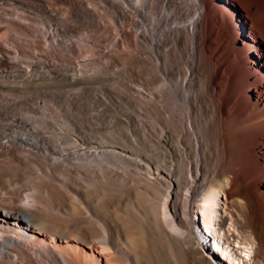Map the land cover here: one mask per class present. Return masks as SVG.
I'll list each match as a JSON object with an SVG mask.
<instances>
[{"label": "bare ground", "instance_id": "bare-ground-1", "mask_svg": "<svg viewBox=\"0 0 264 264\" xmlns=\"http://www.w3.org/2000/svg\"><path fill=\"white\" fill-rule=\"evenodd\" d=\"M158 2L156 12L151 0H0V110L21 99L23 85L42 68L68 85L81 80L82 66L73 57L72 34L80 32L74 17L92 19V34H114L97 39L104 56L121 62L133 43L144 44L149 49L144 56L156 70L152 83L140 71L126 77L127 98L153 108L151 158L123 145L91 149L72 132L51 134L44 125L25 132L0 123V264H199L191 255L193 247H203L193 208L221 254L231 256L224 241L238 237L228 230L218 233L216 227L224 230L233 223L242 243L256 252L246 263L264 264V0ZM106 5L115 16L112 24L103 17ZM142 11L150 24L140 20ZM209 26L216 41L210 39ZM224 27L232 35L229 50L219 53L222 32L228 31ZM43 39L51 48L44 58L22 62L21 50L30 42L41 46ZM61 87L52 83L45 88ZM118 91L109 88L108 95L124 98ZM90 166L113 185L135 183L144 201L135 218L143 227L150 218L149 239L137 236L142 232L134 231L133 220L103 226L97 233L93 224L76 225L78 201L89 197L80 180ZM57 198L67 199L71 211L54 209ZM229 261L235 264L236 257Z\"/></svg>", "mask_w": 264, "mask_h": 264}, {"label": "rangeland", "instance_id": "rangeland-1", "mask_svg": "<svg viewBox=\"0 0 264 264\" xmlns=\"http://www.w3.org/2000/svg\"><path fill=\"white\" fill-rule=\"evenodd\" d=\"M157 2H158V0H151V3H153V4L155 3L153 8H152V11H156V12L159 11V5H158L159 2L158 3ZM156 3H157V5H156ZM155 5H156V7H155ZM106 6L109 9L107 11L104 9L102 10V12L104 13L103 17L105 19V23L110 24L111 22L113 23V21L115 20V16H114V14H112L113 12H111V7L108 5H106ZM109 15L110 16L112 15V16L110 17ZM142 16H141L140 20L141 21L143 20L142 22L147 23L149 21V16L147 15V11H142ZM76 18L74 17L73 21L74 20H75L74 22L77 21L75 24H77L79 26L80 32H79V34H72L73 35V46H74L75 51H76V52H74L73 57L75 59V62L77 64L79 63L78 67L80 68L82 66L79 71H80V73L82 71L85 73V75H84V73L82 72L83 77H81V80L82 79L83 80L82 81L81 80H75L71 84L68 85L67 82H63V80L54 79V77L51 74H49V72L45 68H42L41 69L42 72H40L41 74H39L36 77V79H33V81L27 80L26 84L23 85L22 92L21 93L19 92L22 100L18 99L17 100L18 103L13 102V104L5 107V109H2L3 111L0 110V112H2V114H0V123H4L7 126L9 125L7 127V129L12 130L14 128V130H19V129L23 128V131L25 130V132H34V131L38 130L39 128H43L44 126H47L48 129L50 130L51 134H58V133H61L64 131L72 132L74 135H77L81 139L88 142L91 149H95V148L96 149H104V148L110 147L112 145H116V146L118 145L119 147L123 145V147L128 148V150H132L134 152H138V151L141 152V150H142L147 155L149 154L148 157L151 158L154 155V147L152 146L153 143L151 141V135H152V129H153V127H151V126H152L153 122L155 121L154 120L155 119L154 114L151 111L153 108H151V110H150V107H152V106L148 105L147 103H143V104L141 103V105L139 106L137 104L136 98H132V97H130L131 99L127 98L128 97L127 96V93H128V90H127L128 85L127 84H128L129 75H132L134 73V71L136 73L141 72L140 75H142L143 79H145V80L147 79L146 81H148V82L150 81V83H152L155 79L154 74H156V70L154 69L155 67L152 65V63H150V58L148 57L149 56L148 47H146V45H144V44H139L137 46L136 44L133 43V45H131L132 47L130 46L131 49L126 50L128 57L126 56V59H124V61L117 62L116 60H113L110 57L108 58V57L104 56L103 54H101L99 52V50H97V45H96V42L98 41L97 39L100 36L106 37L108 39L109 38L112 39L113 38L112 36H114V34H92L91 30L93 29L92 26H94L92 19L88 20L87 18H85L86 20L85 19L81 20L78 17H76ZM112 18H113V20H112ZM109 19H110V21H109ZM145 19H147V20H145ZM87 20H88V22H87ZM83 23L86 26L81 25ZM215 26H217L218 30L221 31L223 25L221 23H218ZM83 28H85V29H83ZM208 28H209V30L212 29L211 30L212 35H211L210 39L212 41H216L215 32H214L215 29L211 28L210 26ZM224 28H226V30H228V31L224 30L222 32V36H221L220 42L218 44L219 53L229 50L228 48L230 45V36L232 34H230L228 27H224ZM86 30H87V32H86ZM88 36H90V38ZM43 40H44V42H42L41 46L37 45L34 42H30L29 44H27V46H25L26 48H24L23 51L21 50V54L23 53L22 54L23 56H21V57H23V59L21 61L22 62L27 61L30 64V63H33L34 61H36V58L37 59L39 57L44 58L43 56L45 55V51H48L51 48L48 45V42L45 39H43ZM140 45H141V47H140ZM42 47H44V49ZM212 48L214 49L215 47L212 46ZM87 49H88V51H87ZM142 49H143V52H141ZM128 50H129L130 54L128 53ZM111 51H112V53L113 52L115 53L116 49L111 48ZM139 52L142 53V55ZM145 53L146 54L148 53L147 54L148 56L145 57L144 56V55H146ZM180 53H181V51H180ZM180 53L178 54L179 59H180V57L182 58V53L181 54ZM87 56H88V59H86ZM141 63H142V65H140ZM40 65L43 66L44 63L40 64ZM83 67H85V68H83ZM89 67H91V69ZM87 69H88V71H87ZM86 71H87V73H86ZM89 71H90V73H89ZM90 74H92V75H90ZM127 74H128V76H127ZM221 77H222V73L219 75V78H221ZM92 82L99 83L98 87L96 85L94 87H90L89 85H87V83H92ZM52 83H55L57 85L59 84L62 87L58 88L57 91H51L52 89L45 88V87H48V85L52 84ZM14 84H16V83H14ZM28 85H30V86H28ZM36 86H39L41 88V90H36V88H39ZM91 88H93V89H91ZM109 88L116 90V91L119 90L118 92L120 94L125 95L124 98L121 97L120 95L110 97V95H108L109 94L108 93ZM55 92H57L58 94L56 93V95H55ZM13 93L16 94V92H13ZM22 95H24V96H22ZM11 96L14 97V94H12ZM12 106H14V107H12ZM15 106H17V107H15ZM44 106H45V108L42 109V107H44ZM146 107L148 109H146ZM29 108H30V110H29ZM26 113L28 114L29 117L27 116ZM128 117H130V119ZM52 118H53V120H52ZM12 119H14V120H12ZM50 121H51V123H50ZM41 123H43V124H41ZM27 124H29V125H27ZM39 125H42V126L44 125V126L42 127ZM35 127H36V129H35ZM30 129H31V131H30ZM119 165H123V166L126 165L127 167L130 166V164H127V163H119ZM92 168H93V166L88 167V169H90L91 171L90 172L88 171L87 175L83 174L84 178L80 180L81 183H83L82 185L83 186L85 185L82 192L84 194H89V197L88 198L82 197V199H81V197H80V199L78 198L79 199L78 204L81 201L80 202L81 204H79L80 205L79 209H81V210L77 209V211L78 212L81 211V213L78 214L77 211H75L76 214H78L77 215L78 217L76 218V222H75L76 225L78 224V226L81 225L82 227H90V224H93L95 227L91 226L92 230H93V232L95 231V233H97L99 230L103 229L104 227L109 228V227L114 226L115 222H117V224L121 225L122 221H125V220L132 221L133 220L134 221L133 225L135 224L134 231L136 232L137 230H139L140 231L139 233H138V231L136 232L138 234H141V232H142L141 235H137V236L144 238V239H145V237H146V239H149V237L152 236V234H150L151 228L149 227V225L151 224V221L149 220L150 218L148 219V221L150 223L147 220L143 221V224L146 223V226H147V222H148L149 225L147 227H143V225L140 222H137L138 220H136V218H135L136 214H140L142 212V207H143L142 204H144L143 199L137 193L136 185H133L135 183H131L132 185H130L129 184L130 182L129 183L126 182L127 184L122 182L121 184H119L121 187L119 185H115V184H114L115 185L114 186L112 183H110L107 180L106 177L102 176V177H104L103 180H102L101 176L98 177L96 174H98V173L102 174V173L92 172V170H93ZM88 169L86 168V171ZM81 170L83 172H85L84 169L81 168ZM94 173L96 176H94ZM70 181L74 182L71 179H70ZM85 181H86V184H84ZM107 183H109V184H107ZM110 186H112L114 191L112 189H111V191H113V192L109 191ZM85 187H87V188H85ZM138 196L140 197V200H139ZM62 199H63V201H62ZM56 200L52 201L53 202L52 206L56 205L55 207L53 206L54 209H56V207H57V209H60V210H62L64 208L63 210H65V211H68V212L71 211V207H70L71 204L67 199L60 198V200H59L57 198ZM220 200H221V204L223 205L224 204L223 197H221ZM59 201H60V203L62 201V204L64 206L62 204H60ZM54 203H56V204H54ZM68 205H69V207H68ZM86 205H87V208H86ZM138 205L141 207H139ZM59 206H61V207L59 208ZM65 206H67V207H65ZM82 206H83V208H85V209H83L84 211L82 210ZM114 207H115V209H114ZM134 207H138V208H134ZM137 210L139 212H137ZM130 211H133V212H130ZM222 211H223V209H222ZM82 212L83 213L85 212V214H83ZM87 212H88L89 216L86 215ZM127 212L130 214L127 215L126 214ZM114 213H117V214L115 215ZM132 214H133V217H132ZM193 214H194V218H195V222H196V226H195L196 236H197V239H198L200 245H202L203 247L201 249L198 247L192 248L193 249L191 251V255L193 256L192 261L194 262L195 260H197L199 262V264H230L229 259L230 258L232 259L234 256L232 254V251H230L228 249L229 250L228 252H231L232 257H230V256L227 257L228 255L226 256L228 261H229L227 263L221 259L220 255L215 254V252L207 245L206 240L208 238H206V236L209 237L210 239H211V236L205 235L206 231H205L204 224H203L204 222L199 217L200 215H199V212L196 210V208H193ZM85 215L87 216V218H84V217H86ZM122 215H123V217H126V216L127 217L123 218ZM121 217L123 218V220ZM119 219H121V220H119ZM111 220H112V222H111ZM85 221H88V222H85ZM85 223H89V224L87 225ZM139 227H143L144 229L142 228L143 229L142 230ZM145 228H146V230H145ZM216 228H218V233L225 232L228 230L231 233L233 232L234 234H236V236L238 237L237 239H234V237H232L233 241H230V242H240L241 243V247H242L243 252L241 253V255L239 254L240 258H238L237 256H234V257H236V260L239 261V264H247L246 261L249 262V259H251V257L256 254L255 251L251 252L250 247L253 245L250 244L251 245L250 246L246 243H242V234L240 232L236 231L237 229L235 228L233 223H228L224 230H222L220 228V225H217ZM148 230H149V232H148ZM144 232H146V234ZM147 234H148V237L146 236ZM230 242L226 243L224 241V243H225L224 245H226L228 247L227 244H230ZM220 253H221V249H220Z\"/></svg>", "mask_w": 264, "mask_h": 264}]
</instances>
